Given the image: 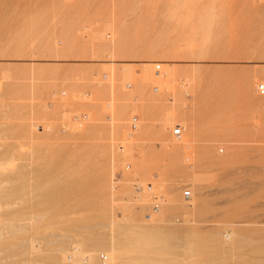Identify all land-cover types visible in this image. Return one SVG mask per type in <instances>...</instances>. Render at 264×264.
I'll return each instance as SVG.
<instances>
[{"label": "rangeland", "instance_id": "obj_1", "mask_svg": "<svg viewBox=\"0 0 264 264\" xmlns=\"http://www.w3.org/2000/svg\"><path fill=\"white\" fill-rule=\"evenodd\" d=\"M262 66L264 0H0V264H264Z\"/></svg>", "mask_w": 264, "mask_h": 264}, {"label": "built area", "instance_id": "obj_2", "mask_svg": "<svg viewBox=\"0 0 264 264\" xmlns=\"http://www.w3.org/2000/svg\"><path fill=\"white\" fill-rule=\"evenodd\" d=\"M155 69L156 70H159L160 69V65H156L155 66ZM256 91L258 93V95L260 97H264V83H260L256 86ZM137 129V119L135 117H133L131 119V122H130V130L131 131H135ZM172 135L175 137V138H179L181 136V129L179 127H177L176 129H174L172 131ZM154 204L152 206V211H156L158 209V206H159V201L160 199L158 198H154Z\"/></svg>", "mask_w": 264, "mask_h": 264}, {"label": "bare ground", "instance_id": "obj_3", "mask_svg": "<svg viewBox=\"0 0 264 264\" xmlns=\"http://www.w3.org/2000/svg\"><path fill=\"white\" fill-rule=\"evenodd\" d=\"M258 72H259V74H260L261 76H264V66L260 67L259 70H258ZM162 76H163V75H162ZM135 186H137V185H135ZM136 190H137V191H140L141 188H140L139 186H137ZM137 195H139V193H137ZM158 199H160V200H158V201H159V206H158V209L156 210L155 213H157V212L160 210V208H161L160 205H161L162 198L159 197ZM136 200H137V201H140V197L136 196ZM153 214H154V213H153ZM36 219H37V218H36ZM162 246H163V245H162ZM104 258H105V261H107V257H104Z\"/></svg>", "mask_w": 264, "mask_h": 264}]
</instances>
